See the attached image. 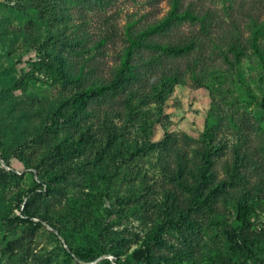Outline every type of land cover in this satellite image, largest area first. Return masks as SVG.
Returning a JSON list of instances; mask_svg holds the SVG:
<instances>
[{"label": "rangeland", "instance_id": "rangeland-1", "mask_svg": "<svg viewBox=\"0 0 264 264\" xmlns=\"http://www.w3.org/2000/svg\"><path fill=\"white\" fill-rule=\"evenodd\" d=\"M171 3L0 0V72L21 55L62 54L73 66L86 65L90 80L109 83L129 45L127 28L138 32L160 21ZM182 5L205 17L204 24H174L153 39L172 45L192 41L194 49L184 55L141 49L134 59L139 79L90 102L87 124L96 139L114 136L117 161L113 154L94 161L90 151H70L65 160L76 167L58 181L42 179L32 168H11L3 157L18 164L17 146L25 139L21 154L48 168L65 167L42 156L48 146L43 139L40 144L29 139L31 122L45 118L46 142L75 135L84 124L74 120L69 126L53 117L66 108L75 86L38 83L0 96V264H117L111 254L94 262L70 254L65 240L25 208L32 198L31 209L47 198L58 208L67 195L84 190L90 174L106 178L107 166L113 187L105 202L109 242L133 250L158 228L171 264L186 262L185 254L199 264H264V66L250 45L253 27H264V0H182ZM231 45L242 48L240 62ZM260 47L264 50V39ZM171 75L177 79L172 86L157 85ZM19 110L27 112L28 124L8 115ZM171 146L183 159L181 168L177 153L159 154ZM130 185L135 198H128ZM239 204L258 212L248 226L237 221ZM238 232L261 242L255 260L230 241L228 233Z\"/></svg>", "mask_w": 264, "mask_h": 264}, {"label": "trees", "instance_id": "trees-1", "mask_svg": "<svg viewBox=\"0 0 264 264\" xmlns=\"http://www.w3.org/2000/svg\"><path fill=\"white\" fill-rule=\"evenodd\" d=\"M187 21L192 23L201 21L204 24L205 17H200L190 9H184L182 0H172L168 14L160 21L152 23L138 32H134L132 27L129 26L126 30L129 45L125 48L121 56L120 66L117 67L116 73L109 83L90 80L91 74L86 65L73 66L62 54H40L28 58L22 55L19 56L8 68L0 72V96L6 98L10 95L21 94L38 83H46L52 86H75L77 91L67 98L66 108L53 112V117L59 122L65 123V125L73 126L74 120H78L84 125L81 131L75 135L55 138V140L46 142L44 135L47 134L46 125L48 122L45 118L41 117L38 122H31L32 131L34 132L28 135L29 139L36 141L37 144H40L41 139H43L42 143L48 146L47 152H41L42 156L64 163V168L63 166L58 169L48 168L44 161L39 163L21 154L24 148L28 146L26 139L22 140L17 146L16 160L19 161H17L18 164H14V166L3 157L9 163L8 166L13 169H16L19 165L25 169L32 168L36 170L42 179L48 177L46 178L48 181H58L74 172L76 166L70 163L69 160H65L70 151H78L81 155L90 151L95 155L94 161H97V156L102 157L113 154V160L117 161V145L114 142V136L108 133L102 138L96 139L93 136L92 129L87 124L89 118L93 116V112L89 110L90 102L95 98H99V96L104 97L113 87L126 89L127 86L139 79V71L136 64H134V59L136 53L141 49L158 50L171 55H184L191 52L195 46L192 41L183 45H172L160 43L153 39L154 36L165 32L174 24ZM263 39L264 27L254 26L250 45L264 66V50L260 47V41ZM104 42L102 40L100 44H104ZM230 47L235 60L240 62L243 54L242 48L232 45ZM225 59L231 62L227 56H225ZM175 77L172 75L164 76L157 85L172 86L177 81ZM260 104L264 110V98L260 99ZM9 111H12V109L10 108ZM8 115L25 120L26 124L29 123L28 114L25 110L10 112ZM0 149H3L1 141ZM174 152L177 153L178 165L181 168L183 159L176 149L171 146L159 150L160 155L168 158H171ZM122 155L123 151L120 150L119 157H122ZM82 167L86 169L85 164H82ZM109 167L107 166L104 171L106 178L101 180L99 177L90 174L85 179L84 190L75 195H67L65 202L58 208L53 207L49 198H47L45 202L41 200L38 206L31 209L32 198L30 205L25 207L27 208L26 214L50 225L54 232L65 240L70 254L76 255L83 261L94 262L101 256L111 254L115 257L117 264H171L169 256L162 252L169 247L160 235L158 228L133 250L126 248L125 244H115L107 240L108 219L111 215L105 208V202L106 198L113 192ZM48 188L50 194H53V186L49 185ZM130 188L132 189L130 190L132 196L128 198H135V185H130ZM236 212L237 221L242 226L250 225L252 216L258 215L257 210L249 204H239ZM228 237L237 247L245 250L252 259L257 258L256 249L261 243L258 239L247 237L241 232L235 233V235L228 233ZM83 249L89 252H84ZM181 257H185L186 262L183 264H199L194 256L185 254Z\"/></svg>", "mask_w": 264, "mask_h": 264}]
</instances>
